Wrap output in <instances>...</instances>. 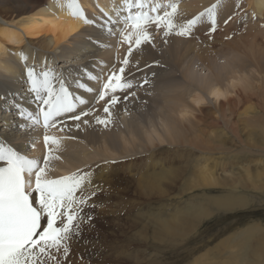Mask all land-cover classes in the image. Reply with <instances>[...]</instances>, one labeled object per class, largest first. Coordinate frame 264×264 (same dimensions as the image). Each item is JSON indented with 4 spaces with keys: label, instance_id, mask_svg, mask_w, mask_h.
<instances>
[{
    "label": "bare ground",
    "instance_id": "obj_1",
    "mask_svg": "<svg viewBox=\"0 0 264 264\" xmlns=\"http://www.w3.org/2000/svg\"><path fill=\"white\" fill-rule=\"evenodd\" d=\"M78 2L81 5L82 9L84 10L85 14L88 16V18L97 21L96 24L90 25V26H85L82 24V22L79 19H74L71 16H69L66 8L63 6V0H0V95L5 97L4 100H0V140H3L6 143H10L11 145L18 146L19 148H21L23 150L22 154L28 156L29 158H39L41 160V162H42L43 156L45 155L46 150H45V145L43 143V135L45 134L44 129L42 127H38L34 130H21V129H19L18 125L20 123V118L17 116L16 110L13 107V104L9 103V100L11 99L13 101V103L18 101L21 105L27 107L29 110H32L35 107L34 103H32V104L29 103V101L32 100V96L27 91L26 78L24 77L25 65L35 66L36 71L40 72L42 70H46L44 65L47 64L55 72L63 74V76L66 78V82H67V85L69 86L70 91H73L76 95H81L82 98L89 101L88 104L79 106V108H82L85 110H91L90 115L83 118V119L88 120L89 123L87 125L83 124L82 122H79L81 126H80V128H76L75 123H77V122H73L71 120H66L64 122V130L63 131H60L56 128L48 129L47 135L60 138V144H59L58 148H56L55 146L49 145V147L52 149L50 154L53 156L59 157V159H52L50 161V164L48 166L49 178H53V179L57 178L59 173L63 174V175L64 174L69 175L68 173H70V172L74 173L73 171L80 170V168L85 167L84 165L88 164L89 161H92L95 156L100 158L101 161H103V160L107 161V159H109V161H108V163H109L110 160L112 161V159H113L110 156L116 155V154H118L119 158L122 157L120 159H123V157H126V156L129 158L128 154H130L129 152H131V151H133L131 153V155H133V157L136 156L137 154L140 156L139 150L149 152V151L153 150V148L151 149V146H154L153 152H155V150L157 152V149H162V148H164V146L160 147L159 145H156V144L154 145L153 143L156 140L160 143L166 142L169 147L174 146L176 148L179 146L181 149H183L182 147L186 148L185 144H187V147L189 149L191 147H193L194 149H199L201 146L202 147L205 146L203 149H199L200 153L202 155H210L209 152H211V150H214V148L211 145V143H213V142H211V140H210V137H211L210 134L211 133H209L208 134L209 136H207V134L203 130L205 128V126L208 127L209 124L205 125L203 129L199 125L201 123L202 119L205 118V116H207L206 117L207 119H211L214 122V121H217L218 117H222V116L226 117V116L236 115V113H235L236 109L235 108L238 107V105H240L239 103L241 101L245 102L244 100H247L248 96L251 95V93L253 91H256L257 89H259L257 82L259 83V81H261V82L264 81L263 80L264 79V49H262L263 48L262 46L259 47L261 44H264V38H262L263 41L259 38V37L264 36V0H247L244 4V7H242V8H243V10L248 8V13H249V10H251L250 13L248 14V16L249 15L251 16L252 15L251 13H254L257 16L262 17V19L260 18L261 20H259V22H257L258 25L254 24V26H250V28H249V26L248 27L246 26L247 27L246 28V27L241 25L242 29H243V27L246 29L242 33V32H240L241 28L239 27V24H240V21H243V20H240V21L238 20V22H235L233 25L228 24V23L223 24V22H221L218 24L217 31H215L214 33H211V36L214 37V39L212 40V43L215 46V48H211L210 45H207V47L206 46L204 47V46H199L198 44H196L195 46L193 44H190L188 46V49L186 47V49H187L186 52L189 55H192L193 57L197 58L198 62L201 63L203 68H206L209 72L212 70L211 71L212 75L210 76V74H208L210 76V78H208V75H207V77H205L206 79H204L200 83L202 88H198L197 87L198 85L193 83V81L190 79L191 77L189 78V76H191V75H188V74H190L191 72H190V69H188V71L190 73L187 72L186 78H188L189 81L187 80L188 82L185 84L186 88L180 94L183 98L180 99V96H178L179 92H178V94L176 93L177 97H175L173 99H172V97H174V95L172 97H170V95H169L171 100H168L166 98L167 95H165L166 97L163 95L165 97L164 99L168 100V102L166 101L164 104L165 108H166L165 110L170 109V112L175 114V117L177 116L178 118H174V117H172L171 114H168V113L164 114L166 111L164 109H162L165 111V112L164 111L162 112L163 113L162 115H165V116L163 117V119H161L162 117H161V115H159V118L161 119V122H160L161 128H160V125L158 127L161 130H159L156 126L152 125L154 123L153 121H155V120L150 118L153 120L152 124H149L148 127L146 124H145L146 127H144L145 125H143L144 131H142V128L140 126H137L133 120H131V122H133L135 125L129 122L128 118L126 117L129 113L128 114L122 113L120 116H111L113 119L110 118L111 123H109L107 125L99 124L96 122L97 116H95V114L93 113L94 110H92L91 107H92V105H95V107H96L97 103L103 104V103H105V101L97 102L95 99V93H88L84 89L77 88L75 82L77 80H79L81 83L86 84V86H91L93 88H97L98 84L95 82L89 81L87 79L86 74L87 73H91L93 75L100 74L101 67H102L101 62H103V65L106 66L103 68L105 76L108 73V71L106 69L108 68V70H109V68L112 67L111 56L114 57L115 55L113 54L114 52L112 53V52L108 51V49L113 47L112 45L114 43L112 45H110L111 41H113V37L108 36L107 33L102 31V29L100 28V23H102L103 19H104L103 14L101 12V9H103L104 12H108L110 15L114 16L115 15L114 9L117 7H120L121 0H78ZM159 2L162 5L167 4L169 2H177L178 3V10H177V13L175 15V19L178 20V19H181L182 17H184L183 19H187L190 16L196 15L197 13L200 12V10H204L205 8L211 6L213 3L216 2V0H159ZM241 6L242 5H240L239 8ZM229 7H231V6H229ZM219 8H222V7H219ZM241 10H239V11H241ZM239 19H241V18H239ZM178 24H180V23H178ZM235 29L237 30V34H236L237 36H234V37L231 36L230 38L225 39L226 35H230V31L231 30L235 31ZM153 38L158 39L159 37L157 38V37L153 36ZM167 38L166 39L164 38V39L167 40ZM174 38H175V36H174ZM184 38L186 39V37H184ZM147 45L150 46V44H147ZM151 46H152V44H151ZM179 46H180V48H183L182 47L183 45L181 46L179 44ZM145 48H146V46H145ZM114 49H112V50H114ZM116 50H118V48ZM143 50H141V51H143ZM162 50H164V48ZM21 51L25 55H27V57H28V60L26 62H21L19 59L18 54ZM120 51H122V50H120ZM160 51H161V49H160ZM108 52H110V54H112V55L110 56V54ZM216 52H220L224 56H225V54H228V52L230 54H234V53L238 54L240 52L243 55L241 57L233 59V61L236 60V62H237L233 66L229 60H228L229 62L226 61L227 62L226 66H220V65H217V63H211V61H210L211 56L215 55ZM118 53H119V51L117 52V55H118ZM125 53H126V51H125ZM13 54H17V55H13ZM135 57H137V56H135ZM184 57L188 58L190 56L185 55ZM184 57H183V61L185 59ZM160 62H161V60H160ZM167 62L168 61H166V63ZM170 62H172V61L170 60ZM163 63H165V62H163ZM158 64H159V62H158ZM176 64H178V62ZM165 66H169V68L173 67V65L170 67L169 63H168V65L166 64ZM130 68H132V67H130ZM163 68H165V67H163ZM173 69H174V67H173ZM176 69L177 68L175 67V70ZM127 71H129V70H127ZM140 71H142V70H140ZM186 71L187 70L183 71L181 74L182 75L185 74L184 72H186ZM256 73H258L259 75H256ZM149 74H148V76H149ZM158 75L156 77H158ZM186 75H183V76L185 77ZM163 76L165 77V74ZM255 76H258V77L256 78ZM141 77L142 76H140V78ZM196 78H198V76H196ZM196 78H195V80H196ZM136 80H138V79L135 78V82H136ZM151 81L154 82L156 80H154V81L151 80ZM147 84L149 85V83H147ZM148 85H147V87H148ZM152 85L154 86V84H152ZM162 87H158V88H162ZM145 88H144V90H145ZM150 88H152V87H150ZM174 89H176V87ZM137 92H139V91H137ZM161 92H158V93L161 94ZM164 92L165 91H163V94H166ZM182 93H183V95H182ZM204 93L207 94V97H209V99L211 97L214 99L213 106H214V103H216L214 108H213V111L210 113H209V111L206 113L205 112L206 107L202 106V103H204V101H206L208 99L207 97H206L207 99L204 98V95H205ZM138 94H140V93H138ZM254 94L255 93L253 92V95ZM123 95H125V94L122 93L121 95H119L121 97V100L123 98ZM136 96H138V95H136ZM263 96H264V93H263ZM151 98H150V100H151ZM153 102L154 101H152V103ZM166 103L168 104V106H166ZM128 105L126 104V106H128ZM99 108H101L103 110V108L100 107V105H99ZM126 109H127V107H126ZM158 109H160V107ZM127 112H130V116L132 118L133 116L131 115V111L129 110V111H126V113ZM104 113L105 112H103V114ZM194 113H195V116H193V117H195V120L192 118V114H194ZM242 114H244V116L246 115L245 113H242ZM157 116H158V114H157ZM189 118L192 121L189 120ZM103 119H109V117L103 118ZM150 119H149V121H150ZM252 120H254V119H252ZM118 122L123 123V125H122V126H124L123 128H125V126H126L125 129L128 132L125 129H123V130L125 132H127L126 134H129V135H127V137L124 136L126 134L122 133L121 131H112L111 125L113 123H118ZM224 122H226V121H224ZM138 124H140V123H138ZM216 124H217V122H216ZM244 124H245V122H244ZM254 126L255 127L252 128V130L249 132V134L253 133L255 131L256 127L264 128V123L261 124V123L257 122ZM232 127L233 126H231L230 128H232ZM208 128H212V127H208ZM107 129H108V131H107ZM233 130H235V129H233ZM235 132H236V130H235ZM263 133H264V130H263ZM233 135H236V133H233ZM128 136L130 139L128 138ZM143 137L146 140V142L144 141ZM136 140H137L136 143H138V145L135 143ZM148 144L150 145V147L148 146ZM259 145H260L259 146L260 149H264V139L259 142ZM95 146H96V149H95ZM216 147H219V146H216ZM155 148H157V149H155ZM220 148L221 147H219V149ZM204 150H206V151H204ZM137 152H139V153H137ZM144 153H146V152H144ZM150 154H152V152ZM147 155H145V156H147ZM152 156H154V155H152ZM130 157H132V156H130ZM157 158H159V157H157ZM157 160H159V159H157ZM190 160H193V159H190ZM206 161H208V159H206ZM189 162L190 161H187L183 165L177 164L178 166L172 170L169 169L168 166L165 167L162 164H160L159 166L157 165L158 166L157 171H154L156 163H154V162L152 163L151 161H147L144 163L145 165L142 168V171H140V169L138 167H137L138 169L135 168V170H134L135 172L137 171L140 175V178H137V179L143 181V184L145 183V186L146 185L147 186L145 188V186H143V184L140 183L141 181L139 182L140 183L139 184L138 183L139 180L137 181V183L139 185H142L140 187L148 190L149 188H151L150 186L153 185V184H151V181L154 178H157L159 183H162L165 180H167L168 179L167 177L169 176V175L166 176V174H165L167 171H170V172L172 171L174 173L172 175H175L176 173L179 172V174H177L176 176L181 175L182 177H180V178L183 179L185 177L184 176L186 174L185 171H186V168H188L187 165ZM216 164L217 163H214L213 166H210L209 164L204 165L201 167V169H196L193 173H191V177L189 176V179L186 178V181L183 184H181L179 182L181 184V186L178 188L177 195H175L177 197L176 199H178V204H182V202H184V201L186 202V200H189L190 202L184 203V207H182V208L176 207V209L172 210L171 211L172 212L171 218H166V220H164V222H163L164 225L161 224L165 228L166 227L168 228L171 225L170 224L171 221L176 223V222L180 221L181 217H184V216L187 217L188 220L185 223H182L179 225L182 227H178L179 229H175L177 231L174 230L176 235H173V236H176V237L179 236V238H181V239L188 236L193 230H195V228H197L201 219L209 217L212 213L219 212V211H233L234 209H239V208L244 207L245 206L244 201L240 197H236L235 195L231 194V193H233V191L235 192V190H237V189H235V187L237 185H242L243 187H247V188H249V187L254 188L255 187L254 188L255 190L264 189V174L261 173L262 174L261 175L259 173H256V172L254 173L253 171L248 170V168L250 167L249 165L246 168H244V170H243V175L247 179L246 183L252 182L249 186H247L241 182L242 177H240V176L242 175V173L240 174L239 172H237V173L229 172L227 176L222 175L223 177H220L221 179H217L218 176L216 175V170H217V167L219 165L217 166ZM115 167H116V164H115ZM151 167H152V169L154 168L152 171L150 170ZM127 168H128V166H127ZM148 168L151 172H147ZM87 169H85V170H87ZM100 169H98V170H100ZM113 169H115V168H113ZM145 169H147V170H145ZM120 170H122V169H120ZM131 170H132V168H130V171ZM144 170H145V172H143ZM115 171H117V170H115ZM125 171H127V170H125ZM81 172L83 173V171H81ZM88 172H89V170H88ZM88 172H86V173H88ZM170 172H167V174ZM90 173L91 172H89V174ZM102 173H103L102 170L97 171V172L94 171L92 177L90 178L91 184H93L95 181L96 182L101 181L103 178ZM251 173H253V174H251ZM111 174H112V172H111ZM115 174H114V177H115ZM109 175H110V173H109ZM106 177L107 176H105V178ZM108 177H107V179H108ZM111 177L113 178V176H111ZM111 177H109V178H111ZM121 177H123V176H121ZM136 177H139V176H135L134 178H136ZM33 180H34V176H33ZM114 180H116V178H114ZM171 180H173V179H171ZM110 181L105 182V183L106 184L110 183ZM117 183H118V181H117ZM225 183L230 184V185L227 186L224 194L220 195L219 197H208L207 196L206 193L209 190H211L213 188L223 189L222 186ZM96 184L99 185V182ZM102 184H104V180H103ZM106 184H104V185H106ZM122 184H124V183H122ZM138 184H136V186ZM254 184H256V186ZM98 185H97L98 188H103V187H99L100 185L99 186ZM107 185H110V184H107ZM115 185H113V186H115ZM117 185H116V187H117ZM91 186H94V185H91ZM128 186H130V185H128ZM153 186H156V185H153ZM95 187H96V185H95ZM104 187L107 188L109 186H104ZM92 188H94V187H92ZM142 188L139 189V186H138L139 191H141ZM107 189H105V190H107ZM113 189L111 188L110 190H113ZM127 189H128V187H127ZM127 189H125V190L128 191ZM163 189L161 191H164ZM91 190H94V189H91ZM100 190L101 189H99V191ZM116 190H117V188H116ZM116 190H115V192H116ZM199 190H205L206 191L205 195H203V194L195 195V192H197ZM142 191L145 193V190L142 189ZM158 192H160V191H158ZM237 192H238V190H237ZM104 193H107V192H104ZM156 193H157V191H156ZM161 193H162V195H166V194H164L165 192H161ZM101 194H103V193H101ZM174 194L175 193L171 192V195H174ZM98 196H99V194H98ZM101 196H100V198H101ZM175 196H174V198H175ZM187 196H190V197L186 198ZM96 199H98V198H96ZM98 200H100V199H98ZM90 203L96 204L94 202L93 203L90 202ZM99 203L102 206V203L101 202H99ZM97 205L99 206V204H97ZM97 205H95V206L97 207ZM133 207H135V206H133ZM161 207L164 208L165 206L164 207L161 206ZM91 209H93V208H91ZM91 209L89 207V210H91ZM99 209H97V211ZM101 210L103 211V208L100 209V211ZM85 211L87 212L88 210H85ZM166 212H167V210H166ZM169 213H170V211H169ZM100 215H101V213H100ZM154 217H153V219H154ZM150 219H152V218H150ZM160 221H162V220H160ZM158 222L155 221L154 222L155 225ZM183 227H185V229ZM151 228H152L151 233L153 235L152 238L154 239V235H155L153 232L154 225L150 224L148 229H151ZM258 232L259 231L257 230V228L252 226V227L248 228L240 236L241 249L243 250V252L240 255V257H235L234 262H232V264H234L235 262L237 264H242V263L243 264H262L261 260H259V259H254L255 262H253V259H247L248 254L252 255L254 258H257L259 256V255L257 256L255 248H252L250 246V242L254 238H256V240H254L256 243H259V242L263 243L264 242V235L263 234L259 237L256 236V234ZM163 234H165V233H163ZM157 236H155V237H157ZM258 251H259V249H258Z\"/></svg>",
    "mask_w": 264,
    "mask_h": 264
},
{
    "label": "rangeland",
    "instance_id": "obj_2",
    "mask_svg": "<svg viewBox=\"0 0 264 264\" xmlns=\"http://www.w3.org/2000/svg\"><path fill=\"white\" fill-rule=\"evenodd\" d=\"M246 1L247 0H224V1L222 0V3L220 5V7H222V8H218V10H217V12H218V24L221 22H223V24H225L224 20H226L229 16H232V19L229 20L228 24L233 25L235 22H238V20L239 21L243 20L244 22L240 21V24H239V27L241 28L240 32H242V33L244 30H246L244 27L249 26V28H250V26H254V24H257V22H259V20H261L262 17H259V16L255 15L254 13H251L252 15L248 16V14L250 13L251 10H249V13H248V8L244 9L245 11L242 8V7H244V4ZM237 2L239 3V5H242L240 7L242 10L240 8L236 7ZM228 5L231 7H229ZM238 9L241 11H239ZM201 11H203V10H200V12ZM193 16H195V15H193ZM193 16H190L187 19H183L184 17H182L181 18L182 20L178 19L179 21L177 19H175V17H174V21L177 24L178 23L182 24L186 20L192 18ZM239 18H241V19H239ZM241 25L244 26L243 29H242ZM208 27H209L208 23H203V24L197 26L193 30V34L189 37H186V39L184 37L177 36L175 34L169 35L168 36L169 39H168L167 37L163 36L162 32H158L154 27L152 29H150V31L152 32V36H155L157 38L159 37L158 39L153 38L152 43L155 45V47L151 46V44H150V46L146 44V45L141 46V50L144 49L143 51L138 50L137 51L138 53L136 51H134V53L132 54L133 57L131 56V64H136V62L139 61L138 68L132 67L130 65L128 68L129 71H126V75L128 76V79L131 80L132 82L134 81L133 84L137 85L131 91L136 92L137 93L136 95H138V96H135L133 98L129 97L128 100H124L122 98V100L121 99L119 100V102H118L119 104L117 103L118 105L116 104L114 106H110V111L112 113L111 116H120L122 113L123 114L129 113L126 116L129 120V122L132 124L135 123L137 126H140L142 128V131H144L143 125L146 124L148 127L149 124H152V121L155 120V121H153L154 123L152 125L156 126L159 129L158 126L161 124L160 123L161 119H163V117L165 116V115H162L163 114L162 112L166 109L165 105H164L165 102L166 101L168 102V100H171L170 97H172L173 95H174V97H172V99L177 97L178 92H179L178 96H180V99L183 98L180 94H181V92H183L185 90V88H186L185 84L189 81L188 78H186L187 72L188 73L191 72L190 74H188V75H191V76H189V78L191 77L190 79L193 81V83L198 85L197 86L198 88H202L200 83H201V81L206 79L205 77H207L208 74H210V76L212 75V73H211L212 70L209 72L206 68H203L201 63L198 62L197 58L193 57L192 55H189L186 52V50L188 49V46L190 44H193L194 46L196 44H198L199 46H204V47L205 46L207 47V45H210L211 48H215V46L212 43V40L214 39V37L211 35L210 36L206 35V33L208 32ZM233 31L231 30L230 35H226V37L230 38L231 36L232 37L237 36L236 35L237 30L235 29V31L234 32ZM174 36H175V38H174ZM163 37L165 39L167 38L166 43H165V39ZM259 38L262 40V38H264V36L259 37ZM225 39H227V38H225ZM116 40H117V37H113V41H111V44L109 43L110 45H112L114 43L112 45L113 47L108 49V51H110L112 53L114 52L113 54L115 56L113 57V56H111L112 54H110V52H108V53L111 56L112 67L115 64L118 68L119 67V61L123 59L124 55L126 54L125 51L127 52V45L122 44L119 47H117ZM179 44L181 46L183 45L182 46L183 48H180ZM145 46H146V48H145ZM261 46L263 47L262 49H264V44H261L259 47H261ZM186 47H187V49H186ZM117 48H118V50H116ZM163 48H164V50H162ZM112 49H114V50H112ZM119 49L122 50L123 52L120 51ZM160 49L162 52L160 51ZM118 51H119V53L117 55ZM185 55L190 56V57L186 58V57H184ZM242 55L243 54L240 52L238 54L237 53L230 54L228 52V54H225V56H224L222 53L216 52L215 55L211 56L210 61H211V63H217V65H220V66H226L227 62L230 61V63H232V66H233L235 63H237L236 60L233 61V59L241 57ZM135 56H137V57H135ZM183 57L185 58L184 61H183ZM160 60H161V62H160ZM170 60L172 62H170ZM166 61H168V62L166 63ZM155 62H159V64L155 63ZM163 62H165V63H163ZM177 62H178V64H176ZM168 63L170 64V67L173 65L174 69H173V67L169 68V66H165L166 64L168 65ZM146 65H150V67H148ZM112 67H110V68H112ZM130 67H132V68H130ZM163 67H165V68H163ZM175 67L178 69V70L176 69L177 71L175 70ZM110 68H109V70H110ZM188 69H190V72L188 71ZM106 70L109 71L108 68ZM140 70H142V71H140ZM185 70H187V71L184 72L185 74H183V75H186L184 77L181 73ZM148 74H149V76H148ZM164 74H165L166 78L163 76ZM157 75H158V77H156ZM256 75H259V74L256 73ZM140 76H142V77L140 78ZM196 76H198V78H196ZM210 76L208 75V78H210ZM134 77L136 79H138V80H136V82H135ZM146 77L149 81V85L145 84L143 82ZM255 77L257 78L258 76H255ZM195 78H196V80L197 79L198 80L196 81ZM151 80H153V81L156 80V81L152 82ZM262 82L261 81H259V83L257 82L259 89H257L256 91H253L255 93L254 95L252 92L251 95L248 96L247 100L243 99L245 102L241 101L239 103L240 105H238V107L235 108L236 109V111H235L236 115L226 116V117H223V116L218 117L217 121H214V122L211 119H207L206 118L207 116H205V118L202 119L201 123L199 124L202 129L204 128L205 125H208V124H209L208 127H212V128H208L207 126H205V128L203 129L204 132L207 134V136H209L208 134L211 133L210 134L211 135L210 140H211V142H213V143H211V145L214 148V150H211V152H209L210 155H202L200 153L199 149H203L205 146H203V147L201 146L199 149H194L193 147H191L189 149L187 147V144H185L186 148L182 147L183 149H181L179 146L176 148L174 146H173L174 148L169 147L166 142L160 143L156 140L153 143L154 145L156 144V145H159L160 147L164 146V148H162V149L155 148V149H157L158 153L156 152V150H155V152H153L154 146H151V149L153 148V150H151L149 152L139 150L140 156L138 154L136 155L138 158L136 156L133 157V155H131V153L133 151L129 152L130 154H128L130 159L127 156L123 157V159H120L122 157L119 158L118 154H116V155L110 156L113 159H112V161L110 160L109 163H108L109 159H107V161L106 160L101 161L100 158L95 156L92 161H89L88 164L84 165L85 167L82 166L83 168H80V171H83V173H86L89 170V172H91L90 173L91 175L88 172V174L90 175V178L92 177L94 171L97 172V171L102 170V172H103L102 173L103 178L101 181H97V182L95 181L93 184H91L94 186H90V187L86 186V189H87L86 191H88V192L93 191L91 189L96 190V195L92 197V199H91L92 201L90 200V202H92V203L94 202L96 204H91L90 202H89V204H91V205L99 204V206L97 205V207L96 206L90 207V209L93 208L91 210H89V207L84 208V214L87 215V214H90L92 212L91 213L92 219L90 221L91 224L90 223L85 224L83 226L81 237L79 239H74L70 242V253H69L67 259L63 262V264H232V262H234L235 257H240V255L243 252V250L241 249L240 236L248 228H250L252 226L256 227L257 230L259 231L256 234L257 237L261 236L262 234L264 235V189L255 190L254 189L255 187L254 188H251V187L247 188V187H243L242 185H237L235 187V189H237L238 192H237V190H235V192L233 191V193H231V194L235 195L236 197H240L245 203L244 207L239 208V209H234L233 211H219V212L212 213L209 217L201 219L197 228H195V230H193L188 236H186L182 239L179 238V236L178 237L173 236V235H176L174 230L179 229L178 227H182L179 225L182 223H185L188 220L187 217H185V216L181 217L180 221L176 222V223L171 221V223H170L171 225L168 228L167 227L165 228L163 226L164 225L163 222H164V220H166V218H171V213H172L171 211L176 209V207L182 208V207H184V203L190 202L189 200H186V202L184 201V202H182V204H178V199H176L177 197L175 195H177L178 188L181 186V184H183L186 181V178L189 179V176L191 177V173H193L196 169H201V167L204 165L209 164L210 166H213L214 163H217L216 164L217 166L219 165L217 167V170H216V175L218 176L217 179H221L220 177H223L222 175L227 176L229 172H234V173L239 172L240 174L242 173V175H243V170L248 165L250 166L248 168V170L253 171L254 173L256 172L259 174H261V173L264 174V149L259 148V146H260L259 142L264 139V133H263L264 128L256 127L255 131L253 133L249 134V132L252 130L253 127H255L254 125L257 122H259L261 124L264 123V110H263L264 109V107H263L264 106V96H263L264 81H262ZM152 84H154V86ZM147 85L149 88L150 87H152V88L149 89L147 87ZM158 87H162V88H158ZM175 87H176V89H174ZM98 88H99V84H98L97 89ZM144 88L146 91L144 90ZM159 89L161 91L162 90L165 91L164 93H166V94H163V91L161 92ZM137 91H139V92H137ZM158 92H161V94ZM138 93H140V94H138ZM121 94L122 93H119V94L117 93L118 96ZM123 94H126V93H123ZM204 94H203L204 98H206L207 94L206 93H204ZM163 95L164 96L167 95V97L166 96L165 97L168 100H165L164 99L165 97ZM169 95H170V97H169ZM182 95H183V93H182ZM150 98H151V100H150ZM207 98H206L207 100L204 101L205 104L202 103V106L206 107V110H205L206 113L208 111L210 113L213 111V108H214L216 103H214V106H213L214 99L212 97L210 98L211 100L209 99V97H207ZM152 101H154V102L152 103ZM104 104L105 103H103V104L97 103V105H96L97 108L95 107V105H92V107H91L92 110H94L93 113L95 114V116H99L101 119L108 117L107 114L106 113L103 114L104 111L101 108H99V105H100V107L103 108ZM126 104L127 105L129 104V105L126 106ZM166 106H168L167 103H166ZM126 107H127V109H126ZM159 107L161 110L158 109ZM162 109H164V110H162ZM129 110L131 111V115L133 116L132 118L130 116V112L126 113V111H129ZM167 110H165L166 112L164 111L165 112L164 114L168 113V114H171L172 117L178 118L177 116L175 117V114L170 112V109H167ZM242 113H245L246 115L244 116V114H242ZM157 114H158V116H157ZM159 115H161V117H162L161 119L159 118ZM193 116H195V113L192 114V118L195 120V117H193ZM110 118L113 119L112 117H109V119ZM150 118H152L153 120ZM149 119H150V121H149ZM252 119H254V120H252ZM131 120H133L134 123L131 122ZM189 120H191V119L189 118ZM224 121H226V122H224ZM216 122H217V124H216ZM244 122H245V124H244ZM138 123H140V124H138ZM122 125H123V123H121V122L113 123L111 125L112 131H121L122 133L126 134L128 132L125 129L126 126H125V128H123L124 126H122ZM146 125L144 127H146ZM231 126H233V127L230 128ZM160 128H161V125H160ZM123 129H125L127 132H125ZM233 129H235L236 132ZM159 130H161V129H159ZM107 131H108V129H107ZM233 133H236V135H233ZM127 135H129V134H126L124 136L127 137ZM128 138H129V136H128ZM143 139H144V137H143ZM144 141L146 142L145 139H144ZM136 142H137V140L135 141V143ZM136 144L138 145V143H136ZM148 146L150 147L149 144H148ZM216 146H219L221 148L219 149V147H216ZM95 149H96V146H95ZM204 151H206V150H204ZM139 152H137V153H139ZM144 152H146L148 155ZM151 152H152V154H150ZM145 155H147V156H145ZM152 155H154V156H152ZM130 156H132L133 158ZM157 157H159V158H157ZM157 159H159L160 161ZM190 159H193V160H190ZM206 159H208V161H206ZM147 161H151L152 163L153 162L156 163L155 169L153 168L154 171H157V168L160 164H162L165 167L168 166V168L172 170V169H175L180 164L183 165L187 161H190V162L188 163V165H187L188 168H186V171H185V173L187 175L185 174L184 175L185 177L183 179L180 178V177H182L181 175L176 176L177 174H179V172L176 173L175 175H172V174H174L172 171L171 172L167 171V172H170L168 174H167V172L165 173L166 176L169 175L167 177L168 178L167 180H165L162 183H159L157 178H154L155 180L153 179L152 181L151 180L150 181H151V184L156 185L157 187L151 185L150 186L151 188H149L147 190V189H145L147 185L145 186V183L143 184V181L137 179V178H140L139 173L137 171L136 172L134 171L135 168H137V167L140 169V171H142V168L145 165L144 163ZM115 164H116V167H115ZM127 166H128V168H127ZM129 167L132 168L131 171H130ZM113 168H115V169H113ZM85 169H87V170H85ZM98 169H100V170H98ZM120 169H122V170H120ZM153 169L151 167L150 170L152 171ZM115 170H117V171H115ZM125 170H127V171H125ZM145 170H147V169H145ZM145 170L143 172H145ZM150 170L148 168L147 172H151ZM76 171H73V172H76ZM110 171L112 172V174ZM108 172L110 173L111 176H113V178L109 175ZM70 173H68V174H70ZM59 174H58L57 178L60 176L67 175V174H64V175L63 174L59 175ZM114 174H115V177H114ZM251 174H253V173H251ZM104 175L107 177L109 176L111 178L108 177V179H109L108 180L107 177L105 178ZM134 175L139 176V177L134 178L135 177ZM242 175L240 176V177H242L241 182L243 184L249 186L252 182L246 183L247 179L244 175L243 176ZM121 176H123V177H121ZM114 178H116V180H114ZM171 179H173V180H171ZM103 180H104V184H106L105 182H108L111 180L110 183H107L110 185L102 184ZM117 181H118V183H117ZM137 181H138V183L141 181L140 183L143 184V186H145V188L140 187L142 185H139L140 183L138 184ZM98 182H99L100 186L98 184H96ZM116 183L118 185L119 184L120 185L118 186ZM122 183H124V184H122ZM115 184L117 185V187ZM136 184H138V185L136 186ZM95 185H96V187H95ZM97 185L99 187H103L104 189L98 188ZM113 185H115V186H113ZM128 185H130V186H128ZM228 185H230V184L225 183L222 186L223 189L213 188V189L209 190L207 193L205 190H199V191L195 192V195H200V194L205 195V193H206L208 197H219L220 195L224 194ZM254 185L256 186V184H254ZM104 186H109V187H107L108 188L107 189ZM126 186L128 187V189ZM138 186H139V189L142 188L143 190H145V193L142 191V189H141V191H139ZM92 187H94V188H92ZM115 187L117 188V190ZM109 188L110 189L114 188V189L110 190ZM124 188L127 189L128 191H126ZM99 189H101V190L99 191ZM105 189H107V190H105ZM162 189L164 191H161ZM115 190H116V192H115ZM103 191L107 192V193H104ZM156 191H157V193H156ZM158 191H160V192H158ZM161 192H165L164 194H166V195H162ZM171 192H173L175 194L171 195ZM101 193H103V194H101ZM98 194H99V196H98ZM109 194L110 195L112 194V195L110 196ZM100 196H101V198L102 197L103 198L101 199ZM174 196H175V198H174ZM189 197L190 196H187L186 198H189ZM96 198H98L100 200H98ZM99 202L102 203V206ZM100 206L103 208V211L101 210L102 212L100 211V209H102ZM133 206H135V207H133ZM161 206H163V207L165 206L164 207L165 209L162 208ZM96 208L99 210L97 211ZM85 210H88V211L86 212ZM166 210H167V212H166ZM168 210L170 211V213ZM100 213H101V215H100ZM153 217L155 220L153 219ZM150 218H152V219H150ZM152 220L154 222L159 221L158 222L159 224L156 223V225H155V223ZM160 220H162V221H160ZM150 224L154 225V230H153V232L155 234L154 239L152 238L153 235L151 233L152 228L148 229ZM161 224H163V225H161ZM183 228L185 229V227H183ZM175 231H177V230H175ZM163 233H165V234H163ZM155 236H157V237H155ZM254 240H256V238L251 240L250 246L252 248H255L257 256L258 255L259 256L257 258H254L252 255L248 254L247 259H253V262H255L254 259H259V260H261V263L264 264V242L263 243H261V242L256 243ZM258 249H259V251H258ZM234 264H237V263L235 262Z\"/></svg>",
    "mask_w": 264,
    "mask_h": 264
},
{
    "label": "snow or ice",
    "instance_id": "obj_3",
    "mask_svg": "<svg viewBox=\"0 0 264 264\" xmlns=\"http://www.w3.org/2000/svg\"><path fill=\"white\" fill-rule=\"evenodd\" d=\"M221 3L222 0H216L179 25L174 21L177 2L162 5L159 0H121L120 7L114 9V16L101 9L104 19L100 28L108 36L117 37V47L126 44L127 52L119 61V67L114 64L106 76L103 62L100 74H86L89 81L99 84L98 89L79 80L75 82L76 87L95 93L97 102L105 101L103 111L111 117L110 106L121 99L117 93H126L124 100L136 96L131 89L137 85L128 79L126 71L130 65L138 68L139 61L131 64L134 51L146 44L155 47L150 29L154 27L164 37L172 34L189 37L197 26L208 23L206 35L210 36L217 31V10ZM63 6L69 16L79 19L83 25L97 23L88 18L78 0H63ZM239 6L237 2L236 7ZM231 19L229 16L224 23ZM18 55L21 62L28 60L22 51ZM44 67L46 70L40 72L35 66L25 65L24 68L27 91L32 96L29 103L35 104L34 109L9 100L20 118L19 129H44L46 151L42 162L22 154L23 150L18 146L0 140V264H63L70 253V242L81 237L83 226L92 219L91 214H84V208L95 207L89 201L96 195V190L86 191V186H91L88 173L77 170L54 179L48 176L50 161L59 159L50 154L49 145L58 148L60 144V138L47 135L48 129L63 131L66 120L77 122L76 128H80L79 122L87 125L88 120L83 118L89 116L91 110L79 108L89 101L69 90L62 73L55 72L47 64ZM143 82L149 83L147 78ZM4 99L0 95V100ZM96 122L107 125L111 120L97 116Z\"/></svg>",
    "mask_w": 264,
    "mask_h": 264
}]
</instances>
